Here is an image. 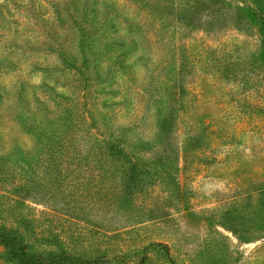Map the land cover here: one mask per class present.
Listing matches in <instances>:
<instances>
[{
	"label": "rangeland",
	"instance_id": "obj_1",
	"mask_svg": "<svg viewBox=\"0 0 264 264\" xmlns=\"http://www.w3.org/2000/svg\"><path fill=\"white\" fill-rule=\"evenodd\" d=\"M3 230L47 261L264 264V0H0Z\"/></svg>",
	"mask_w": 264,
	"mask_h": 264
},
{
	"label": "trees",
	"instance_id": "obj_2",
	"mask_svg": "<svg viewBox=\"0 0 264 264\" xmlns=\"http://www.w3.org/2000/svg\"><path fill=\"white\" fill-rule=\"evenodd\" d=\"M109 148V152H112L111 150L115 151L116 149L112 145H109ZM121 151L119 152V155ZM0 244L4 248L8 257L14 260L17 264H100L103 261L105 263L108 261L103 259L82 261L78 258H73L66 253L56 255L47 261L36 253L29 251L27 246L22 243L21 238L14 235L11 230H3L0 232Z\"/></svg>",
	"mask_w": 264,
	"mask_h": 264
}]
</instances>
